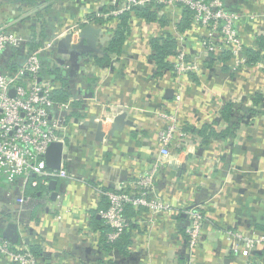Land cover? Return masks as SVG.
<instances>
[{
    "label": "crops",
    "instance_id": "1",
    "mask_svg": "<svg viewBox=\"0 0 264 264\" xmlns=\"http://www.w3.org/2000/svg\"><path fill=\"white\" fill-rule=\"evenodd\" d=\"M108 2L0 0V18L27 40L33 36L38 41L45 32L52 37L78 27L77 36L84 35L83 47L94 49V53L82 55L78 63L73 56L60 52L54 59L45 57L47 66L65 75L61 83L70 93L66 101L59 102L68 107L55 113L65 117L63 151L67 157L62 167L73 178L57 180L55 200L44 195L42 186V196L39 192L37 197L27 195L22 203L10 199L8 205L0 206V238L7 222L18 223L19 246L39 244L46 252L40 264H186L185 210L200 203L205 205L208 222L193 263L243 264L239 248L233 249L223 232L227 228L263 232L264 101L256 106L252 101L256 94L264 96L263 68L252 65L237 75L228 69L211 74L206 68L198 77H185L183 99L176 113L188 126L186 132H195L197 139L185 136L179 146L174 141L172 154L158 160L154 128L161 122L156 120L155 111L163 101L167 109L173 107V96L166 98L164 94L166 89L174 90V84L168 71L156 75L149 38L163 31L173 34V23L179 20L181 9L163 7V15L169 20L165 27L158 21L132 19L123 52L110 53V62L99 66L95 59L105 55L112 35L110 17L100 15L107 10ZM223 2L240 15L235 27L245 47H254L255 38L264 36V0ZM182 34L181 43L189 55L199 56L202 48L194 32ZM107 35L109 39L102 40ZM169 59L172 62V56ZM234 94L236 108L231 116L236 124L228 133L230 122L222 117V107ZM107 110L115 114L127 111L134 126H125L96 142L93 131L97 121L87 125L84 121ZM248 114L251 117L243 122ZM109 127L104 124V132ZM156 162L160 165L155 178L157 194L183 208L172 216H152L147 208L132 207L126 212L133 221L126 246L121 251L105 249L103 238L108 241V233L104 236V220L99 214L108 207L103 192L137 188L138 178ZM257 253L262 259L261 250ZM130 254L137 258L127 262L124 258Z\"/></svg>",
    "mask_w": 264,
    "mask_h": 264
},
{
    "label": "built area",
    "instance_id": "2",
    "mask_svg": "<svg viewBox=\"0 0 264 264\" xmlns=\"http://www.w3.org/2000/svg\"><path fill=\"white\" fill-rule=\"evenodd\" d=\"M149 3L163 4L171 8L186 7L192 12L191 30L197 37L202 48L199 56L192 57L181 41L184 35L174 26V38L177 41L176 53L172 55V68L169 74L174 84L173 101L171 109H167L166 101L160 103L155 111V118L161 122L155 126V140L158 142L159 159L172 154L171 146L177 141V146L183 144L185 136L197 139V134H188V126L182 124L177 118V106L183 99L185 77L202 74L205 70L204 60L214 59L211 74L222 70V62L218 59L223 50H227L230 57L229 71L242 74L250 66L263 68L264 64L256 61L249 64L245 44L235 25L240 15L224 5L223 0H109L107 10L100 14L103 18L113 17L130 11L136 6ZM162 8L159 12L163 15ZM166 14V13H165ZM77 28H69L43 41L32 51L24 48V60L15 70L3 63L10 50L20 48L27 37L13 30L10 25L0 18V172H2L9 189L0 197V206L8 205L10 199L22 203L26 197L25 187L39 184L45 189L42 191L49 198L47 184L52 179H72L73 176L62 166L60 169H49L45 166V152L50 142H65V117L58 115L56 110L67 108V103L57 104L54 107L53 91L55 84L45 71L42 59L51 58L58 54V43L67 34H70V45L79 42ZM264 52V49H263ZM260 61H264L261 59ZM50 67L55 68L50 65ZM194 74H197L194 75ZM13 92V93H11ZM262 95V94H261ZM264 100V96L262 95ZM224 103H235V94ZM112 110H107L97 116L102 125L109 124L116 116ZM177 155V154H175ZM160 172L159 162L149 168L144 175L136 181L137 188L126 190H107L103 194L108 200V207L100 210L99 214L104 225L110 228L108 240L113 241L122 233L129 232L133 225L125 212L126 205L131 207L147 208L152 216L160 214L172 216L183 207L164 201L157 194L155 178ZM31 176L36 178L31 179ZM18 179V181H17ZM102 191L101 189H99ZM44 197V196H43ZM206 203V202H205ZM208 203V201H207ZM187 225L185 236L187 240L188 258L186 264H194V252L199 246L200 238L208 215L205 205L193 204L185 210ZM225 240L231 243L233 249H238V256L244 259L243 264H264L257 252L264 248V232L245 233L238 229L227 228L223 232ZM0 262L2 264H40V260L26 246H15L0 238Z\"/></svg>",
    "mask_w": 264,
    "mask_h": 264
},
{
    "label": "trees",
    "instance_id": "3",
    "mask_svg": "<svg viewBox=\"0 0 264 264\" xmlns=\"http://www.w3.org/2000/svg\"><path fill=\"white\" fill-rule=\"evenodd\" d=\"M164 7L163 4H154L149 3L143 6H136L130 11L123 12L122 14L118 16L110 17L112 26V35L109 39L106 47H105V55L102 58H96L95 62L99 66H103L108 64L110 62L109 54L110 53H116L120 54L124 50V45L126 42V39L131 34V20L134 18H138L140 20H145L146 22H156L158 21L161 27H165L169 24V20L166 18L165 15H160V10ZM181 9V16L179 20L176 22V28L179 32L184 33L189 30H191L192 27V12L191 10L187 9L186 7H180ZM92 19H96L98 22H102L100 18L91 17ZM105 21V20H104ZM108 21V20H107ZM42 39L35 41L33 40V36L31 39L27 40L20 48L10 50L9 56L6 55L4 58V65L9 67L12 70H15L18 68L25 57L24 48L27 49V51H32L36 49L40 44L42 43L43 39H47L51 37L50 34H47L46 32L44 34L40 35ZM177 41L174 38V35L170 31H163L160 34H156L155 36H152L149 38V45L151 48V54L150 58L153 60V62L156 64V75H163L165 71H170L172 68L171 60L169 59L170 56L176 53L177 48ZM254 47H248L246 48L247 55L249 58L248 63L252 64L256 62L257 60L264 59V52L261 50L264 46V36H257L253 42ZM256 47V48H255ZM218 59L222 62V69L227 70L229 69L230 65V57L227 50H223ZM43 63L45 64V71L49 74V76L52 78V81L55 84V88L53 91V101L55 104L54 107L57 106V103L66 101L70 97V93L68 89L63 86L61 83L65 77L64 74H62L59 70L53 67H49L46 65L45 58L43 56L42 59ZM214 59L209 58L204 60V67L209 68L213 66ZM261 94H256L252 101L253 104L256 106L257 103L259 105L260 102L264 101L262 99ZM78 103V101H75V103ZM263 103V102H262ZM57 108V107H56ZM235 104L233 103H226L222 107V117L230 122V126H228V133H231V130L233 129V126L236 124V121H234L233 117L231 116V112L235 109ZM252 110H255V108H252ZM233 131V130H232ZM36 178L35 176H31V179ZM18 181V179H17ZM9 184L6 181L5 175L0 172V197L4 198L5 193L9 189ZM43 187L39 184L38 186H31L29 183L25 187V195H30L32 197L39 196L38 193L41 192ZM126 191H131V189L126 188ZM42 196V192H41ZM132 207L128 204L126 205L125 212L129 211ZM261 231L264 232V225L260 227ZM110 231V228L107 226H103V232L104 236ZM107 232V233H106ZM129 238V232L122 233L117 239L113 241H107L106 237L103 238L104 244L103 247L105 249H112L116 248L119 251L123 250V248L126 246ZM30 251L40 259L46 258V252L44 251L43 247L41 245H29ZM260 255L262 256L263 262H264V248L261 250ZM258 256V253H257Z\"/></svg>",
    "mask_w": 264,
    "mask_h": 264
},
{
    "label": "water",
    "instance_id": "4",
    "mask_svg": "<svg viewBox=\"0 0 264 264\" xmlns=\"http://www.w3.org/2000/svg\"><path fill=\"white\" fill-rule=\"evenodd\" d=\"M88 26L84 27L83 30H87ZM84 37V35H82ZM82 36L80 34V40L76 44L70 45V34H67L66 37H64L60 42L58 43V52L63 54H69L75 58V62L78 63L82 59V55H89L90 53H94L93 48H84L83 42H82ZM108 40L109 35L105 36L102 40ZM99 50L95 51V53H98ZM13 93V92H11ZM174 90L172 89H166L165 90V97L171 98L173 96ZM89 94L88 96H90ZM127 111H123L118 113L110 123L109 130L107 132H104L103 125L100 120H96L97 116H91L89 119L85 120L84 123L87 125L89 123L96 122L94 133V140L96 142H102V140L105 138L106 135L113 136L115 132L121 131L124 129L125 126H134V122L132 119L127 118ZM251 117V114L247 115V119L243 120V122L248 121V119ZM64 143L61 141H54L50 142L47 146L46 152H45V166L49 169H60L62 166L63 159L67 157V154L64 153ZM57 180L52 179L47 184V189L51 190L50 198L52 200H55L58 191H57ZM2 238L6 241H8L12 245H19L20 244V234L18 231V223L14 221L7 222L5 228L2 231L1 234ZM136 255L130 254L129 258L126 259L127 262L131 260H135Z\"/></svg>",
    "mask_w": 264,
    "mask_h": 264
}]
</instances>
